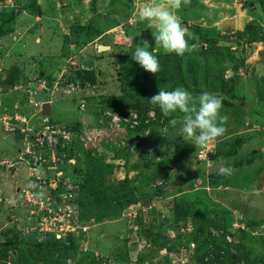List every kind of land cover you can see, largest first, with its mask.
Listing matches in <instances>:
<instances>
[{"label": "rangeland", "instance_id": "1", "mask_svg": "<svg viewBox=\"0 0 264 264\" xmlns=\"http://www.w3.org/2000/svg\"><path fill=\"white\" fill-rule=\"evenodd\" d=\"M37 2L0 0V160L16 157L27 127L78 124L84 135L60 152L75 162L80 184L90 177L96 190L88 197L83 187L77 196L85 202L79 213L87 232L70 234L75 251L55 253L52 263L197 264L204 253L205 261L224 257L222 249L217 254L224 243L239 264H264V0L182 5L178 15L196 37L189 44L198 47L183 56L155 53L156 75L130 59L142 41L154 46L155 28L138 19L150 0H54L40 21ZM87 25L91 35L79 47ZM96 40L109 49L87 45ZM178 86L194 96L223 97V136L195 146L180 135L179 124H169L180 113L165 117L150 104L159 89ZM48 100L45 121L39 109ZM80 117L84 123H75ZM221 160L235 170L231 176L218 174ZM26 180L24 164L14 177L0 174V241L25 246L46 238L18 201L16 189ZM9 198L17 205H7ZM176 215L182 218L174 221ZM59 229L65 235H49L50 243L72 247L67 229ZM7 252L2 262L0 245V264H15L23 251Z\"/></svg>", "mask_w": 264, "mask_h": 264}, {"label": "clouds", "instance_id": "2", "mask_svg": "<svg viewBox=\"0 0 264 264\" xmlns=\"http://www.w3.org/2000/svg\"><path fill=\"white\" fill-rule=\"evenodd\" d=\"M190 2L191 0H150L149 3L145 4L139 10V21H147L155 28V31L152 32L155 42L154 46L147 40L142 41L141 45L136 46L130 55V59L137 63L144 71L152 75H156L160 71V62L155 54L160 50H162L164 54L183 56L186 52L194 51L198 47L194 43L191 45L189 44V39L194 40L196 37L183 26L182 19L178 15L181 6L188 5ZM150 48L151 50H149ZM148 100L153 107H158L165 117L173 116V114L177 112L180 113L181 115L170 119L169 124L172 127H176L179 124L180 135L185 140L192 141V144L195 146L205 147L217 138L223 136L226 131L223 126L226 123V117L220 115V110L223 107V97L215 93L205 91L198 96H194L185 88L178 86L170 91L159 89V91L148 98ZM46 103L51 104L49 100L44 104ZM44 104H42V106ZM79 107V112L82 113ZM81 117H84L83 113ZM80 120L84 123L83 119H79L81 123ZM20 150H18L17 155ZM3 158L8 157L1 156V159ZM224 163L223 160L220 161L221 166L218 169V174L226 177L231 176L235 170L231 166H223ZM74 164L75 162L73 161L69 164L68 168L71 170L73 176L75 175L79 178L73 173ZM0 174H10L11 177H14L15 173L12 174L11 172L0 171ZM0 196L3 197L1 194ZM9 200L14 204L17 203L15 199L9 198ZM14 204L13 206H15ZM76 207L80 222L77 204ZM80 224L82 225L81 222ZM85 233L82 231L78 232V234L83 235H85ZM72 235L77 234L75 233Z\"/></svg>", "mask_w": 264, "mask_h": 264}, {"label": "built area", "instance_id": "3", "mask_svg": "<svg viewBox=\"0 0 264 264\" xmlns=\"http://www.w3.org/2000/svg\"><path fill=\"white\" fill-rule=\"evenodd\" d=\"M71 85L73 88L74 84ZM83 107L81 104L80 110H83ZM124 122L119 121L118 126H122ZM74 133L76 132L66 126L48 122L42 127H27L23 130L25 143L22 144L17 157L0 160L2 172L14 174L19 164L27 167L25 185L16 189L18 201H21L26 209H31V213L39 219L38 231L44 236L53 234L58 239L61 238L65 235L61 234L64 230L59 229L61 225L67 229L66 236L78 234L79 231L87 232V228L79 222L76 207L78 180L68 168L73 161L68 160L69 155L65 156L64 152H60L76 143L73 137L83 134L82 131L76 135ZM11 203L8 200L7 204Z\"/></svg>", "mask_w": 264, "mask_h": 264}, {"label": "trees", "instance_id": "4", "mask_svg": "<svg viewBox=\"0 0 264 264\" xmlns=\"http://www.w3.org/2000/svg\"><path fill=\"white\" fill-rule=\"evenodd\" d=\"M91 25L90 26H85L83 28V32L81 34V38L76 42L77 45L80 47L81 44H85L84 42V39H83V36H87L89 37L91 35ZM212 49V48H210ZM209 48H205V49H202L201 51L203 52H209L210 50ZM86 74L89 75H92V73L94 72H85ZM84 74V73H82ZM78 79L82 82H86V77L84 76H79ZM52 123L54 124H57L55 123L54 121H52ZM75 123H79V120H76ZM73 124V125H72ZM59 125H63V126H66L67 128L71 129L73 132H80L79 129H80V126H78V124H74V123H70L69 124H59ZM124 125V124H123ZM73 173L75 174V170L73 169ZM77 185L79 186V189H78V193L80 192V190H82V188L84 187L86 191H88V193H86V195L89 197L90 196V193L93 192V191H96L94 190L95 189V181L93 179H91L90 177H88V179H86V182L85 184L83 185L80 184L81 181H80V178H77ZM78 193L76 195V204L79 208L80 206V210L84 209V203L85 202H77V196H78ZM92 196V194H91ZM80 214V213H79ZM82 216L86 219L87 216H85L83 213H82ZM96 217V215H93ZM90 217V216H89ZM179 218H182L179 217V216H175V220L176 221L177 219ZM83 218L81 217V214H80V222L83 223ZM35 222L38 223L39 222V219H35ZM166 225L168 224H165L164 227H166ZM204 232H200V236L203 235ZM79 235V234H77ZM158 235V234H157ZM46 238L44 240H33L32 242H34L35 244L34 245H31V244H25V246H21V244L19 242H16V244H13L12 241H0V245L3 247V250L5 251V253H3L4 256H2V262L6 261V258H7V249L9 250L12 249L13 251L15 250H21L23 251L22 254H19L18 255V260L15 262V264H38L37 261H46V264H53L52 263V257L55 253L61 255L62 251H65V250H72L73 252L75 251L74 250V247H73V241L71 239V237H68V240L69 242H72V247H68V246H65V245H61V244H56V243H50V241H53L54 239L51 238V236H45ZM49 239H52V240H49ZM15 241V239H13V242ZM228 245L227 244H221V248L218 250V255L220 254L221 252V249L223 251V254L225 255L224 257H217L215 260H209V261H205V257L207 256L205 253L202 254L199 258L196 259V263L197 264H239V262L241 261L239 256H234L230 253V250L228 249ZM201 253H203L202 251H200ZM17 254H18V251H17ZM36 257V258H35ZM34 258V262H30V259ZM56 264H59V263H56Z\"/></svg>", "mask_w": 264, "mask_h": 264}, {"label": "crops", "instance_id": "5", "mask_svg": "<svg viewBox=\"0 0 264 264\" xmlns=\"http://www.w3.org/2000/svg\"><path fill=\"white\" fill-rule=\"evenodd\" d=\"M49 2H50L49 8H50V10H51L52 7L54 8V4H53L54 0H49ZM44 5H45V1L42 3V0H38V2H37V6L40 7V8H39L40 11H39V13L35 16V17H37V16L39 15L37 21H40V20L43 19V18H47V19H48V17L45 16V13H46L45 10H49V8L44 9ZM40 14H41V15H40ZM33 18H34V17H33ZM34 20H36V19L34 18ZM37 23H38V22H37ZM45 24L48 25V26H51V27H52V26L54 25V22H48V21H46ZM52 28H53V27H52ZM98 37H99V36H98ZM51 39H52V37H51V34H50V36H49V44H48V47H49V48H47V53H48V54H45V55H48V56H49V54H50V53H49V49H50L51 46H52V41H51ZM99 39H101V38H98V40H99ZM41 40H42V39H41ZM41 40L36 39L35 43L40 44V43H41ZM87 45H89V47L93 46L94 49L96 50V52H98V47L101 46V44H98V43H97V40H96V43H88ZM54 50H55V52H56V49H54ZM41 58H44V56H41ZM79 113H80V112H79ZM79 119H81V117H80ZM79 119H78V120H79ZM75 120H77V118H76Z\"/></svg>", "mask_w": 264, "mask_h": 264}, {"label": "water", "instance_id": "6", "mask_svg": "<svg viewBox=\"0 0 264 264\" xmlns=\"http://www.w3.org/2000/svg\"><path fill=\"white\" fill-rule=\"evenodd\" d=\"M109 48L106 46H99L98 47V52H104L106 50H108ZM51 116V104L50 103H46L42 106L41 109V117L42 118H50Z\"/></svg>", "mask_w": 264, "mask_h": 264}, {"label": "bare ground", "instance_id": "7", "mask_svg": "<svg viewBox=\"0 0 264 264\" xmlns=\"http://www.w3.org/2000/svg\"><path fill=\"white\" fill-rule=\"evenodd\" d=\"M5 191V190H4Z\"/></svg>", "mask_w": 264, "mask_h": 264}]
</instances>
